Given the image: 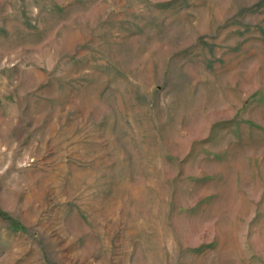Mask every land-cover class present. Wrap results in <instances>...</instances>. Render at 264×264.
Returning <instances> with one entry per match:
<instances>
[{
    "label": "rangeland",
    "instance_id": "1",
    "mask_svg": "<svg viewBox=\"0 0 264 264\" xmlns=\"http://www.w3.org/2000/svg\"><path fill=\"white\" fill-rule=\"evenodd\" d=\"M0 264H264V0H0Z\"/></svg>",
    "mask_w": 264,
    "mask_h": 264
}]
</instances>
